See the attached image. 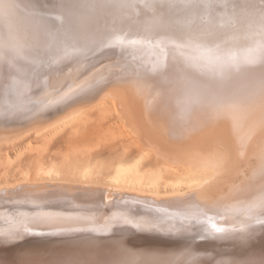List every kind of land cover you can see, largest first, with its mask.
Wrapping results in <instances>:
<instances>
[{"label": "bare ground", "instance_id": "bare-ground-1", "mask_svg": "<svg viewBox=\"0 0 264 264\" xmlns=\"http://www.w3.org/2000/svg\"><path fill=\"white\" fill-rule=\"evenodd\" d=\"M93 110L122 154L41 159ZM0 164V264H264V0H0ZM80 237L132 245L56 242Z\"/></svg>", "mask_w": 264, "mask_h": 264}, {"label": "rangeland", "instance_id": "rangeland-1", "mask_svg": "<svg viewBox=\"0 0 264 264\" xmlns=\"http://www.w3.org/2000/svg\"><path fill=\"white\" fill-rule=\"evenodd\" d=\"M89 118H91V120H89V121L86 120V122H84L85 124L82 125V123H81L79 125L78 132L74 135L70 131V128H68V127L65 128L64 130H62L61 132L57 133V135L55 134L51 138V140L48 142V144L45 145V151H43L41 159L43 161L53 162L55 164H59L62 162L63 156L68 153L67 150L70 147L71 148H80V147L82 148V147H86V146H93V144L96 143L95 145L98 144V147L91 151V153L89 155V159L87 161H84L85 157L83 155L78 154V153L68 154L66 157V161L69 163L78 164V165H82V164H84V162H87L88 164H96V165L108 167L113 162L115 157L122 154L121 142H123V141L120 140L119 138H116V139H107L106 138L109 141H107L103 138L102 134L104 133V130L107 128V125L110 123L109 117L102 118V121H101V117L99 116L98 112H96V110H93L89 113V116L87 119H89ZM68 132H70V133H68ZM31 135H32V133H30L28 136H31ZM28 136L26 135V136L18 138L19 141L15 139L16 148L18 146H20L22 144V142L24 141V139ZM102 138L105 141H103ZM111 142H112V144H111ZM11 153H13V150L11 151ZM135 153H136V148L130 147L129 149L125 150L123 156L121 155L122 156L121 158L122 159L131 158L133 155H135ZM34 156H35L34 151L23 152L22 155H20V157H18L16 159V162H15L16 164H18V169L19 168H23V169L30 168V165L32 164V162L35 159ZM160 162H161V160L159 158H156L155 156L151 155L147 160H144V165L146 167H154L155 165L159 164ZM12 167H13V165L11 166V168H8L5 165L0 164V182L3 181L10 173H12V171H11ZM83 238H85V237H83ZM83 238H81V237L79 238V239H81V241H79V239H77V238H74V239L66 238V240L64 239L65 241L60 239V241L58 240L56 242L59 243L58 245L63 247V248L61 247V250L63 249L62 251L66 255H76V256L79 255V256H85V257H88V256L89 257L107 256L110 258L114 257L117 259H119V258L123 259L124 255H122V254H124V253H122V251L127 249L126 246L123 247V245H126V244L132 245L126 241H125L126 242V244H125V242H123L119 238H117L118 240L115 238H106V239H102L101 241L100 240H94V239L90 240V238H85V239H83ZM52 241H54L53 238L39 237V236H25V237L19 238L16 241V244H18L22 248L20 251H18V253L19 254L21 253V254L27 256V255H36L37 251H41L44 248H48V247L52 246V244H53ZM97 241H99V243H93V242H97ZM107 241H109V242H107ZM111 241H112V244H111ZM39 242H41V244H39ZM80 242H81V244H80ZM90 242H92L91 245H90ZM100 242H101V244H100ZM115 242H117V244H115ZM120 242H121V244H120ZM118 245L120 246V248ZM94 246H96V247H94ZM26 248H27V250H26ZM112 248L113 249L115 248V250H113ZM103 249H104V251H102ZM107 249L110 252H108ZM16 252L17 251H15V253ZM116 252H117V254H116ZM119 253H121V254L119 255Z\"/></svg>", "mask_w": 264, "mask_h": 264}]
</instances>
